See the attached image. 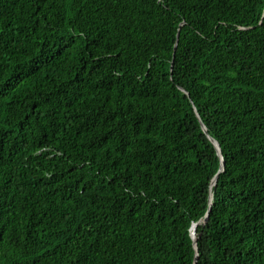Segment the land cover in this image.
Here are the masks:
<instances>
[{
  "label": "trees",
  "instance_id": "16d2710c",
  "mask_svg": "<svg viewBox=\"0 0 264 264\" xmlns=\"http://www.w3.org/2000/svg\"><path fill=\"white\" fill-rule=\"evenodd\" d=\"M196 255L264 264V0H0V264Z\"/></svg>",
  "mask_w": 264,
  "mask_h": 264
},
{
  "label": "water",
  "instance_id": "95a60500",
  "mask_svg": "<svg viewBox=\"0 0 264 264\" xmlns=\"http://www.w3.org/2000/svg\"><path fill=\"white\" fill-rule=\"evenodd\" d=\"M175 49H176V47H175ZM202 126H203V125H202ZM203 128H204V130H206L205 126H203ZM210 140H211L212 143L215 145V147H216V149H217L219 155L222 156V155H221V150H220V145L218 144V142L215 141V140L212 139V138H210ZM223 169H224V161L222 160V164H221L220 172L223 171ZM217 179H218V176H216V178L214 179V181H213V183H212L213 186L216 185V183H217ZM207 218H208V216H206V219H207ZM196 226H197V224H195V225L192 227V231L194 232V233L192 232V239H193V241H194V245H195V247H196V244H197V241H198V238H196ZM197 260H198V255H196L195 264H197Z\"/></svg>",
  "mask_w": 264,
  "mask_h": 264
},
{
  "label": "clouds",
  "instance_id": "9594fccd",
  "mask_svg": "<svg viewBox=\"0 0 264 264\" xmlns=\"http://www.w3.org/2000/svg\"><path fill=\"white\" fill-rule=\"evenodd\" d=\"M206 216H208V214H207ZM207 220H208V218L206 219V217H205L204 223H206ZM195 224H197V226H196V232H197V227H198V224H199V223H195ZM195 224H193V226H194ZM193 226H192V227H193ZM192 232H193V231H192V228H191V237H192ZM193 233H194V232H193ZM196 238H197V235H196Z\"/></svg>",
  "mask_w": 264,
  "mask_h": 264
},
{
  "label": "rangeland",
  "instance_id": "374dc122",
  "mask_svg": "<svg viewBox=\"0 0 264 264\" xmlns=\"http://www.w3.org/2000/svg\"><path fill=\"white\" fill-rule=\"evenodd\" d=\"M201 125H203V124H201ZM204 126V125H203ZM202 126V127H203ZM204 129V128H203ZM205 132L207 133V131L205 130ZM211 137H209V139H210ZM213 139V138H212ZM216 141V140H215ZM215 146V145H214ZM220 150H221V148H220ZM219 154V153H218ZM222 155V154H221ZM220 156V155H219ZM220 158H221V162H222V160H223V157L222 156H220Z\"/></svg>",
  "mask_w": 264,
  "mask_h": 264
},
{
  "label": "bare ground",
  "instance_id": "6f19581e",
  "mask_svg": "<svg viewBox=\"0 0 264 264\" xmlns=\"http://www.w3.org/2000/svg\"><path fill=\"white\" fill-rule=\"evenodd\" d=\"M48 1H50V0H48ZM72 12V11H71ZM60 14V13H59Z\"/></svg>",
  "mask_w": 264,
  "mask_h": 264
}]
</instances>
